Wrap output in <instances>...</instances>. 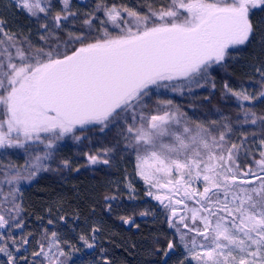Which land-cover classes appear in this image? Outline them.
Returning <instances> with one entry per match:
<instances>
[{"label":"snow or ice","instance_id":"6c2138e0","mask_svg":"<svg viewBox=\"0 0 264 264\" xmlns=\"http://www.w3.org/2000/svg\"><path fill=\"white\" fill-rule=\"evenodd\" d=\"M12 2L38 20L43 14L45 22L40 24L36 43L7 29L0 18V106L4 116L0 120V149L27 151L26 145L39 142L46 151L23 166L0 164V184L9 185L7 192L0 188V229L8 228L7 237L0 233V254L6 257L3 264H68L71 257L61 246L57 231L44 230L32 260L21 253L31 233L19 241L12 235L13 228L23 227L19 185L50 170L45 161L52 158L56 141L69 134L79 141L82 137L75 133L89 126L103 132L110 125L121 124L126 125L120 133L126 147L136 153L137 174L149 186L147 195H154L152 188L172 194L183 189L184 198L196 199L200 205L188 209L190 226L187 216L173 219L177 216L173 204H182L183 199L154 195L171 209L168 225L179 234L187 264H264V115L257 117L251 110L244 113L245 123L256 125L260 121L259 146L252 153L245 149L249 143L246 132L234 143L229 124L198 122L170 99L158 100L154 107L148 103L153 88L175 92L204 87L214 66L226 67L230 49L252 41L258 25L251 13L257 8L264 10V0H169L158 10L149 5L146 14L98 0L92 11L83 13L78 29L75 21L80 17L72 11L70 0H60L62 7L56 12L51 0ZM69 17L75 30L68 29ZM253 69L262 89L258 95L249 94L243 86L237 90L228 80L223 83L224 94L238 101L264 99V59ZM211 87L216 88L214 78ZM256 135L252 133L253 140ZM242 150L252 155V164L245 169L238 163ZM112 151L103 147L84 155L91 165H108ZM61 163L71 167L66 159ZM193 179L203 183V191L192 188ZM127 187L134 191L131 184ZM116 199L105 196L106 201ZM107 208L112 211V204ZM58 218L66 220L65 215ZM119 219L139 227L132 215ZM53 223L48 220L49 225ZM181 225L187 231H181ZM100 231L97 224L92 225V242L81 234L83 246L95 248ZM188 233H195L191 246L186 242ZM63 243L69 244L67 240ZM175 248L174 241L168 240L166 249L156 251L168 257ZM103 264L110 261L104 257Z\"/></svg>","mask_w":264,"mask_h":264},{"label":"trees","instance_id":"16d2710c","mask_svg":"<svg viewBox=\"0 0 264 264\" xmlns=\"http://www.w3.org/2000/svg\"><path fill=\"white\" fill-rule=\"evenodd\" d=\"M97 2L98 0H72L71 9L80 17L75 21V29L81 27L83 13L92 11ZM106 2L109 5L117 3L118 6H124L125 2H135L136 6L141 2H159L158 5H152L158 10L162 5L169 3V0H106ZM1 3L10 8L8 12L4 11L5 8L0 11V18L5 20L6 26L12 32L29 36L33 42L38 43L40 24L45 22L43 14H40L38 20L10 4ZM61 7L59 6V10ZM127 7L132 8L130 4ZM142 8L138 6L137 10L149 11V5ZM98 15L102 16V13ZM72 21L73 18L69 17L67 22L69 30H75L72 27ZM248 49L247 47L232 50L230 57L225 61L226 67L214 66L209 81L207 83L202 81L204 87H196L182 99L174 100L179 107H182V112L198 122L206 125H210L212 121H217L219 125L229 124L234 133L231 136L232 142L237 139L236 143L242 132H246L252 139V133L255 132L257 134L255 139L260 138V121L258 120L256 125L245 123V110L255 112L257 117L264 115V99L257 98L248 101L241 107L234 96L224 94L225 80H228L236 89L243 86L249 94L258 95L262 90L257 83L258 76L247 74L240 67V63H234L233 57L243 54ZM213 78L216 83L215 89L211 87ZM169 92L172 94L170 89L153 88L148 99L149 106L156 105L155 100L159 95L163 96L164 100L168 99ZM251 118L249 116L248 119L251 120ZM123 128L122 124L119 127L112 125L100 137L103 141L105 140L108 147L118 146L120 148L119 156H113L115 160L109 158L108 165L88 163L84 154L94 153L93 148L102 147V143L98 140L99 134L95 132L96 129L86 130L79 134L82 138L78 146L72 144L73 161L68 160L65 154L56 155L50 164V170L42 171L31 182L23 184L22 196L18 201L23 208L20 214L23 227L13 228L12 235L19 241L22 236H28L31 233L28 236L29 244L21 248V253L29 260L33 259L32 252L38 251L37 241L41 239L44 230L48 229L49 232L57 231L59 237L65 233L69 244H64V239H60L61 246L71 257L68 264H103L104 257L110 261V264H165L163 252L156 251V249H166L168 240H173L175 244L177 240L168 225L166 213L161 210L159 203L152 202V197L147 195L148 190L145 186L139 183V186H132L134 191H130L127 185L131 183L122 177L123 162L121 159L131 155V149L126 147L127 141L120 134ZM65 159L70 162V168H65L61 163ZM2 177L3 171L0 170V180ZM0 188L7 192L8 184H0ZM106 195H114L117 199L106 201ZM0 199L3 197L0 196ZM108 203L112 204V211L108 210ZM141 212H147L148 215L141 216ZM77 214L79 219H76ZM60 215H65L66 220H59ZM122 215H132L135 225L139 227L123 224L119 219ZM49 219L54 221L52 225L48 224ZM93 224L101 228L95 240L96 247L91 253L80 257L82 252L76 250L79 249L75 246L76 237L81 234L89 236L91 232L86 234L84 228H91ZM65 225L69 226L65 229ZM0 232L7 237L8 228L0 229ZM72 235L74 238L71 239ZM69 245L75 247L72 248ZM102 248L103 252H101ZM21 253H17V256ZM169 259L170 261H166V264H170L171 256Z\"/></svg>","mask_w":264,"mask_h":264},{"label":"rangeland","instance_id":"374dc122","mask_svg":"<svg viewBox=\"0 0 264 264\" xmlns=\"http://www.w3.org/2000/svg\"><path fill=\"white\" fill-rule=\"evenodd\" d=\"M1 2H5V4L7 3V4L14 6L12 0L0 1V11L5 8L4 11L8 12V10L10 9L9 7L3 5ZM71 2H72V0H70V5H71ZM51 3L53 5V11H55V12L59 11V6H62L60 4V0H51ZM158 3L159 2H141L140 4H138L136 6L135 2H125L124 6H127L128 4H130V6L134 10L138 11L137 10L138 6L141 8L143 7L142 9H144V6L158 5ZM115 4L118 5L117 3H115ZM22 12L25 13L26 15H28L26 12H24V11H22ZM141 13L146 14L148 12L141 11ZM251 19H252L254 24L258 25V30H257L254 38L252 39V41L250 43L243 45V46H237L236 48H234V49H241V48L245 49L248 47L249 49L244 51L243 54L237 55L235 58L233 57V59H234V63H236V62L240 63V67L242 68V70L244 72H246L249 75H254L253 66L258 64V62L260 60L264 59V43L261 42V37L264 36V10H262L260 8L253 9L252 13H251ZM7 29L10 30V28L8 26H7ZM234 49H230V52ZM193 87L194 86H192L191 91H189L188 87H184L182 89V91H175V92L172 91V94H171V92H169L170 94L168 95V99L173 101V105L178 106V104L174 100L175 99H182L183 97L187 96L188 93H190L196 89V87L195 88H193ZM237 90H239V88ZM156 98L157 99L155 100V104L157 103L158 100H164V97L160 96V95L157 96ZM247 102L248 101H238L239 105H241V104L243 105L244 103H247ZM179 108L181 111L182 107H179ZM3 119H4L3 107L0 106V120H3ZM110 126H112V125H110ZM123 126L125 127L126 125H123ZM92 129H96L95 132L97 134H99L98 140L102 143V145H101L102 147L97 146V148H93L94 152L100 150L103 147H108L106 145V143L104 142L105 140L103 141L100 138L102 136V134H104L107 131L108 128L105 129L103 132H101L98 130V127L89 126L86 130H92ZM5 130H6V125H5ZM86 130H84V131H86ZM81 132H83V131H77L75 133V135L77 134L79 136V134ZM95 132H92V133L94 134ZM237 136L238 135H236V137ZM240 139H241V136H239V141L237 143L240 142ZM248 140H249V143L245 145V149L246 150L251 149L252 153H256V150L259 146V139L253 140L252 137H248ZM236 141H237V139L235 140L234 143H236ZM80 142H81V140H79V141L75 140L71 134L65 136L61 140L56 141L55 148L51 150L52 151V158L48 161H45V163L50 165L52 163V161L54 160L55 156L59 155V154H65V157L67 156L68 160L73 161V157H72L73 153L71 151L72 144L74 143V145L78 146V144ZM93 142H94V140H93ZM26 148H27V151L25 150V148H16V147L1 149L0 150V164H7V163L11 162L15 165L23 166L26 161L33 159L37 155L42 156L44 154V152L46 151L45 145L42 143H39V142H30L28 145H26ZM109 148H112L113 151L110 153L108 158L115 160V157H113V156H116V155H117L116 157L119 156L118 153H119L120 148L118 146L109 147ZM129 148L131 149V151H130L131 155L130 156L128 155L125 158L121 159L123 162L122 163L123 164V168H122L123 170H121L122 177L128 183H131V185L135 186V187L139 186V183H142L145 186V188L149 191V186L147 184H145L144 180L137 174L136 153L132 150L131 147H129ZM246 150H242L239 153L238 163H239L241 169H245L247 165L252 164V155L247 154ZM256 158L257 159L259 158L258 154L256 155ZM0 170L3 171L2 168H0ZM20 170L24 171V169L22 167L20 168ZM40 173H38V174H40ZM1 180H3V177ZM26 182H29V181H21V183L19 185L20 188H22L23 184H25ZM4 184H6V182ZM191 186H192V188H195L199 191H203V187H204L202 182L196 181L195 179H193L191 181ZM8 189H9V185H8ZM151 191L153 192L154 195H161V196L172 195L173 201L183 199L184 202L182 204H173V207L176 208V212H177V216L174 220H178L179 216H181V215L187 216L188 220L186 222L191 226V223H192L191 222V212H189L188 209L200 207V205L196 203V199L184 198L183 197V189H181V192L179 194H172V193L164 191L163 189H157V188H152ZM154 195L151 196L152 202L154 204H157L158 201L156 199H154ZM165 203H168V201H166ZM185 205H187V207H185ZM161 210L166 213V217L168 220V218L171 216V209L165 208L163 205H161ZM68 226L65 225L64 226L65 229ZM180 227H181V231H187V229H184L182 225ZM90 229L91 228L86 227V228H84V232L86 234H89ZM171 229L173 230V235L177 240L176 248L173 252H171L169 254L168 258L166 260L164 258V260L170 261L169 258L171 256L170 264H180V261H182V260H184L185 264H187V260H185L186 252H185L183 244H181L179 241V234L176 233L174 228H171ZM70 231L74 232L72 230H70ZM0 233H2V232H0ZM193 235H195V233H188V236L186 237V242H189V246H191L190 245V239ZM73 236L74 235L70 236V238L71 239L74 238ZM88 237H89L90 242H92L91 241V233L89 234ZM60 238L64 239V241L65 240L68 241V239H66L65 233H62ZM76 238H77V241H76L75 246L77 248H79V250L82 252V253H80V257H81V255H87L94 250V249H88V248L84 247L82 241H80V239H79V236ZM197 239L199 240L200 238L198 237ZM0 243H2V241H0ZM85 250H87V251L85 253H83ZM5 260H6V257L3 256V254H0V264H3V262ZM193 264H195V262H193Z\"/></svg>","mask_w":264,"mask_h":264},{"label":"water","instance_id":"95a60500","mask_svg":"<svg viewBox=\"0 0 264 264\" xmlns=\"http://www.w3.org/2000/svg\"><path fill=\"white\" fill-rule=\"evenodd\" d=\"M164 191H166V192H169L167 189H163ZM167 200H165V202H166ZM158 203H159V205L161 206L162 204L158 201ZM176 217H174L173 219H175ZM168 257H165V260L167 259ZM164 260V261H165Z\"/></svg>","mask_w":264,"mask_h":264}]
</instances>
